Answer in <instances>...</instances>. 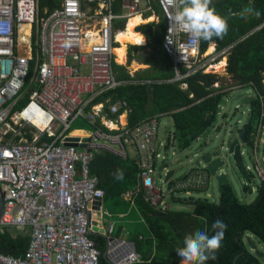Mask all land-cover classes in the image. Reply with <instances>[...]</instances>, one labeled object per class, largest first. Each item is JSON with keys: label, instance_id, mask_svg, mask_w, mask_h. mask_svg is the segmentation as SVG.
<instances>
[{"label": "built area", "instance_id": "built-area-1", "mask_svg": "<svg viewBox=\"0 0 264 264\" xmlns=\"http://www.w3.org/2000/svg\"><path fill=\"white\" fill-rule=\"evenodd\" d=\"M38 1L0 0V232L5 227L30 230L24 256L0 252V258L12 264H98L99 252L90 238L94 224L103 228L109 264L136 262L132 244L114 237L112 226H102L101 205L97 209L94 204L102 191L89 173L91 150L125 157L126 146H131L136 184L120 198L133 204L140 192L159 211L170 207V190H205L210 173L200 164L184 177H174L170 189L158 186L155 171L163 158L156 151L158 114L117 128L100 116L107 130L94 124L83 147L65 144L69 124L78 116L94 123L98 111L92 104L87 109L91 99L120 83L112 68L115 19L142 15L156 4L164 20L162 49L173 63V80L211 71L215 57L200 52V41L171 26L175 9L167 0H117V12L115 0H50L54 5L43 7L42 16ZM119 104L125 102L108 104V111L115 112ZM262 126L258 124L250 147L258 159L246 167L253 175L250 180L243 177L245 186L264 179Z\"/></svg>", "mask_w": 264, "mask_h": 264}, {"label": "trees", "instance_id": "trees-1", "mask_svg": "<svg viewBox=\"0 0 264 264\" xmlns=\"http://www.w3.org/2000/svg\"><path fill=\"white\" fill-rule=\"evenodd\" d=\"M249 4L258 10L260 15L241 18L238 14ZM52 5L54 2L50 0H39L38 16L43 15V7L47 6L49 9ZM211 6L227 19L228 31L223 38L200 40V52L208 50L211 42L215 43L217 53L226 49L224 71L232 80L230 85L252 87L254 97L249 101L243 143L251 147L255 133L258 132V124H264V0H212ZM154 7L159 9L156 4ZM114 11H118L117 0L114 3ZM163 21L161 18L155 34L152 33L150 24L141 25L140 29L144 28L146 36L153 38L158 44L164 34ZM119 22L123 23V19ZM164 58H167L164 64L169 67V71L157 75L156 78H172L175 74L173 63L166 53ZM112 68L116 70V79H131L122 66L112 63ZM180 70L183 72L184 68L180 67ZM219 79L220 75L217 73L196 71L179 81L117 85L92 98L87 109H90L93 102L103 101L101 113L105 115L104 117L115 120L122 110L121 107L115 112H109L106 105L118 98H124L129 108L126 113L127 126H133L143 118L158 112L174 109L170 114L175 136L179 148L184 149L189 147L215 119L217 102L222 94L226 93L225 90L214 91L217 88L213 84ZM181 82L186 83L184 89L180 87ZM87 124L92 129L95 124L107 130L101 123L99 114L95 116L94 123ZM238 141L237 137L228 141V151L231 152V158L239 174L250 180L252 173L246 169ZM261 151L264 157V141ZM135 161V156L120 157L102 149L91 150L89 173L95 179V187L102 191V200L121 201L120 194L136 184ZM164 164L167 166L166 162ZM117 169L122 171L123 179L115 178ZM184 176L185 174L176 178ZM243 190L251 192V187L243 185ZM218 192L219 198L216 202L193 195L182 199L174 196L184 203L191 204L192 208L187 210L169 207L163 211L156 210L146 202L142 193H136L133 205L148 234L144 235L135 228L125 231V239L132 243L134 251L139 256L138 261L128 264H179L181 258L177 255L176 248L183 246L185 236L196 231L212 235V224L218 219L227 225V229L221 247L209 255L205 264H231L234 257L233 264H260L259 257L245 246L243 237L249 233L258 243L264 245V179L257 184L254 199L249 203L238 201L229 182L222 184ZM120 230V226L116 230L113 228L111 234L118 237ZM29 231L16 230L12 227L3 228L0 232V252L15 257L24 256L29 242ZM90 238L99 252L98 264H109L102 257L105 250L104 237L91 234Z\"/></svg>", "mask_w": 264, "mask_h": 264}, {"label": "rangeland", "instance_id": "rangeland-1", "mask_svg": "<svg viewBox=\"0 0 264 264\" xmlns=\"http://www.w3.org/2000/svg\"><path fill=\"white\" fill-rule=\"evenodd\" d=\"M207 51V50H206ZM29 52L32 53V49L29 47ZM208 52V51H207ZM216 59L218 58V54L215 52L212 55ZM222 60V59H220ZM212 65H216L220 62H216ZM210 66V67H211ZM211 71L209 72H215L219 75H222L223 78L221 81H219V84L221 83V86H223L221 89L223 91H226L225 95V104L221 106V110L216 112V117L213 120L212 124L209 125L203 133L199 136V138L192 141L191 145L187 148H184L183 150L179 149L177 136H175V130L174 125L172 122V117L169 115H163L160 118L159 124H158V138L156 141V146L159 148L160 153L165 154L166 156V162L168 163V169H172L174 171V174L171 175L168 180L174 179L176 176H180L183 174V172L187 171L188 173L192 166H199V161H202V155L203 152L207 151L214 155V153H219L221 155H225L226 161H224L223 166V173L226 175L228 182L232 186V189L235 193V196L237 197L239 202L243 203H249L254 199V196L256 194L255 188H251V192L243 190V176H239V179L236 175V167L234 165L233 159L231 158V154L228 152V141L234 138V129L236 126L242 124L246 121V118L249 113V103H239L238 99L240 96L249 95L247 93H252L253 89L251 86H239L234 87L232 84V80L229 79L228 76H224V74H221V70H216L214 68H210ZM233 87V88H232ZM120 123L122 124L123 117H118ZM86 121V122H84ZM89 122L85 118L78 116L76 119H74L69 124V128L67 132L70 131H80L82 133H88L92 132V127L87 124ZM91 123V122H90ZM108 124V123H107ZM120 124H115L112 128H117ZM111 127V126H110ZM264 128V126H262ZM262 135L264 137V129L262 132ZM86 136V135H84ZM170 136L172 138L171 145L168 148H163L161 143H165L167 137ZM238 145H240V141H238ZM114 147L117 146L113 145ZM126 155L132 156L134 154L133 148L131 146H126ZM240 150H242V156L244 158V164L249 167L252 166L253 161L258 159V156L256 159H254V156L252 154V151L250 147L247 145H240ZM196 154V155H195ZM260 156V153L258 154ZM222 156V157H223ZM227 156V158H226ZM232 159V163H231ZM158 166L155 171V176L157 178V184L159 187H164L165 189L167 184H164L165 174L163 173V170L161 169L160 162L162 161L161 158L158 160ZM203 163V162H202ZM204 164V163H203ZM230 164L234 167L235 172L230 167ZM189 169V170H188ZM238 172V171H237ZM166 173V172H165ZM239 173V172H238ZM240 175V174H239ZM190 195H193L195 197H205L210 201L216 202L219 198V192L217 187L216 179L213 175L209 178V185L205 190H201L199 192H188L186 193H176L174 196L177 198L180 197L181 199L183 197H189ZM121 200V199H120ZM166 200L169 202V206L172 209H187L190 210L192 208L191 204H187L182 202V200L179 199H171V196L169 195L166 197ZM101 211H102V225L104 229H108L109 226H112L114 230L117 229L118 226H120L122 229L119 232V238L122 240H125L126 232L132 230L133 228L139 229L144 235L148 234V231L144 229L145 225L140 220V217L134 207L133 204H130L128 202L124 201H113L111 199L109 200H101ZM113 235V234H112ZM249 237L253 242H255L257 251L259 253L264 254V245L261 243H258V241L253 237V235L246 233L243 237V242L247 249L252 253L256 254V252L251 251L250 247L247 244L246 238ZM260 264H264V255L259 256ZM181 264V261L179 262Z\"/></svg>", "mask_w": 264, "mask_h": 264}, {"label": "clouds", "instance_id": "clouds-1", "mask_svg": "<svg viewBox=\"0 0 264 264\" xmlns=\"http://www.w3.org/2000/svg\"><path fill=\"white\" fill-rule=\"evenodd\" d=\"M167 3L171 8L175 9L174 13L169 18L171 26H174L180 30H183L184 32L189 34L191 37L195 38L196 41H200V40L210 41L213 37L223 38V36L228 31L227 19L221 14H219L216 11V9L211 6L212 0H167ZM238 15L241 18L247 19L249 16H252V15L258 17L260 15V12L256 10L251 4H249ZM225 51L226 49L220 51V53H217L214 49L212 53L216 52L219 57L221 54H225ZM216 60L217 59L215 58L213 64L216 62ZM212 73H215V72H212ZM219 86L220 85H218L217 87ZM236 86L237 85H235L234 87ZM72 135H75V134H72ZM171 141H172V138L169 137L168 139H166L165 145L166 144L171 145L172 144ZM243 143L244 141H240V145H243ZM229 153L231 154V152ZM262 156H263V153H262ZM199 164H203L202 161H199ZM204 165L206 166L205 163ZM163 167L167 168V166H162V170H163ZM115 178L123 179V173L121 170L117 169L115 173ZM164 181H166V184H167V181L171 182V180H168V179L167 180L164 179ZM259 183L255 182L253 184V188H255V190H256L257 184ZM100 199L102 200V197ZM99 205H101V202ZM212 229H213L212 235H208L207 232L196 231L195 233L191 235L185 236L184 241H183V246L176 248V253L181 258V264H205V262L209 259V255L216 252L221 247V242L224 239L227 225L222 220L218 219L213 222Z\"/></svg>", "mask_w": 264, "mask_h": 264}, {"label": "crops", "instance_id": "crops-1", "mask_svg": "<svg viewBox=\"0 0 264 264\" xmlns=\"http://www.w3.org/2000/svg\"><path fill=\"white\" fill-rule=\"evenodd\" d=\"M133 16L136 17V15H133ZM133 16H130L129 18H131ZM138 16L140 17L141 21L136 23L133 26V30L135 31V33L141 34L143 36V39L145 42H143V43L124 42L123 43L124 44V51H123L124 59H122L123 61H121V62L116 61V55L114 54V50L117 49V47L121 46V43L118 42V40H117V35L119 33H123L125 31V29H127L128 23L132 18L130 20H129V18H127V19L123 18V23L121 22V24L119 22L121 19H115L112 22V26H113V33L112 34L114 36L113 50H112L113 63L116 65L122 66L124 68V70L128 73V75L131 76V79H121V80L119 79V81H120L119 85H124L127 83H140V82H144V83L157 82V83H160V82H173V81L181 80L182 78L178 79V80H173V77L172 78L171 77L165 78V79H161V77L156 78L157 75L165 74L169 71V67L166 66V64H164V62L166 61L167 58H164L165 52L162 49V39H161L160 43L157 44L156 42H154L153 38H149L148 36H146V34L144 33V28L140 29L141 25L150 24V29H151L152 33L155 34L157 32V25L161 21V18H162L160 10L154 7V9L152 11H146L142 15H138ZM207 49H208L207 51L212 49V51L210 52V53H212L215 49V43L211 42L208 45ZM220 59H224V64L220 68V69H222L221 74H224V76L225 75L228 76L224 71V65H225V59H226L225 54H221L217 58L216 62H220ZM114 73H116V70L114 71ZM222 78H223V76L220 75L219 81H221ZM219 81H218V85H221V83L219 84ZM263 82H264V80H263ZM180 87L184 89L186 87V83L181 82ZM236 87H239V86H236ZM215 88H217V89H215L214 91H218V90L221 91L222 90L221 87L215 86ZM247 94L253 95L252 93H247ZM224 96L225 95H223L221 98H224ZM120 100L124 101L125 105L119 104V107H121L122 110L120 113H118L117 119L106 120L107 123L110 121H113L114 124H117V123L121 124L118 117H123L122 124L124 122H126V113H127V110H129V108H128V105H127L125 99L124 98H118L113 102L120 101ZM110 103H112V102L107 103V105ZM102 104H103V101H97V102L92 103V105L94 106L93 108L98 111L97 114H99V116H103V118H101V119L105 120L108 118L104 117L105 115L101 113ZM90 109H91V107H90ZM173 110L174 109L168 110V112L167 111H161V112L156 113L159 116V121H160L161 116H163V115L171 116L170 112ZM172 122H173V119H172ZM69 133L75 134V135H85L86 134V133L80 132L79 130L78 131L73 130V131H70ZM199 136L197 138H199ZM169 137L170 136H168L167 139ZM160 145H162L163 148H168L170 146V145H165V143L162 144L161 141H160ZM239 147H240V145H239ZM156 148H157V146H156ZM180 150H183V149H180ZM133 151H134V149H133ZM156 151L161 156H163V158L160 157L162 160L160 162V164H161V166H165V164H164V162H166L165 154H163V153L161 154L159 148H157ZM126 152H127V150H126ZM240 152H242V150H240ZM132 156H135V155L133 154ZM226 158H227V156H226ZM223 159H224V157H223ZM243 160H244V158H243ZM231 163H232V159H231ZM167 167H168V163H167ZM230 167L233 170V172H235L233 164H232V166L230 164ZM186 172L187 171L183 172L182 175L186 174ZM182 175H180V176H182ZM236 175H237L238 179H239V176H242V175H239V173L237 171H236ZM112 229H113V227H112Z\"/></svg>", "mask_w": 264, "mask_h": 264}, {"label": "water", "instance_id": "water-1", "mask_svg": "<svg viewBox=\"0 0 264 264\" xmlns=\"http://www.w3.org/2000/svg\"><path fill=\"white\" fill-rule=\"evenodd\" d=\"M253 95H245V96H240V98L238 99L239 103H249V101L253 98ZM225 98H221L218 100L217 102V107L216 110L219 112L221 109V106H223L225 104ZM245 128H246V122H243L242 124L238 125L235 127L234 129V134L235 137H238L240 141H245ZM78 139H81L80 143H78ZM87 139V136H78V135H72L69 134L66 137V141L65 144L66 145H74V146H78V147H83L85 145L84 140ZM223 155L219 154V153H214V155L210 152H203L202 155V162L206 164V168L209 171V173L211 175H213L216 179L217 182V187L218 189L220 188V186L224 183L228 182V179L226 177V175L223 173V166H224V161H226L225 159V155L222 157ZM224 160V161H223ZM174 173V171L172 169H169L165 175V180H167L172 174ZM171 186V182L167 181V186L166 188L169 189ZM169 194L171 196V199L174 198L173 195V191L170 190ZM101 199L100 198H96V200L94 201L95 204V208L98 209V205L100 204ZM91 215L89 214L88 216V221L90 220ZM91 227V234H97V235H101V237H103V228L102 227H98L94 224H90ZM247 244L250 247L251 251H255L256 252V256H263L264 254L259 253L257 251V248L255 246V243L251 240V238L247 237L246 238ZM131 243V242H130ZM132 244V243H131ZM132 249L133 245H132ZM102 257H104V259L107 261L106 257H105V251H103L102 253ZM235 257L232 259L231 264H233ZM0 264H12L10 262H7L3 259L0 258Z\"/></svg>", "mask_w": 264, "mask_h": 264}, {"label": "bare ground", "instance_id": "bare-ground-1", "mask_svg": "<svg viewBox=\"0 0 264 264\" xmlns=\"http://www.w3.org/2000/svg\"><path fill=\"white\" fill-rule=\"evenodd\" d=\"M134 17V18H133ZM131 18H129V23H128V26H127V29H125V31L123 33H119L117 35V40L118 42L121 43V46L120 47H117V49L114 50V54L116 55V61L118 62H121L123 61L122 59H124L123 57V51H124V42H131V43H143L145 42L144 39H143V36L139 33H135V31L133 30V26L140 22L141 19L138 15L133 16ZM86 40V39H84ZM212 45V44H211ZM212 51V49H210L208 51V53H210ZM123 57V58H122ZM224 64V59L220 60V63L216 64V65H213L211 66V68H214L216 70H219L221 68V66ZM108 125L111 126V127H114L115 124L113 121H110L108 122Z\"/></svg>", "mask_w": 264, "mask_h": 264}]
</instances>
